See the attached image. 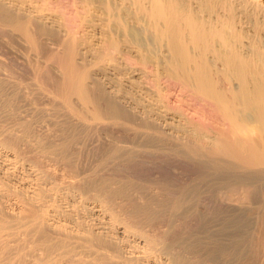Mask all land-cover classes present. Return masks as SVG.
<instances>
[{
  "label": "bare ground",
  "instance_id": "1",
  "mask_svg": "<svg viewBox=\"0 0 264 264\" xmlns=\"http://www.w3.org/2000/svg\"><path fill=\"white\" fill-rule=\"evenodd\" d=\"M69 1L84 5L81 21L96 18L103 57L169 52L158 64L210 100L229 133L207 149L108 96L75 63L77 38L53 41L34 13L0 3V36L15 25L36 51L61 43L63 55L60 77L29 59L27 82L0 61V264H264V171L249 169L264 164V0ZM160 159L196 176L127 174Z\"/></svg>",
  "mask_w": 264,
  "mask_h": 264
},
{
  "label": "rangeland",
  "instance_id": "2",
  "mask_svg": "<svg viewBox=\"0 0 264 264\" xmlns=\"http://www.w3.org/2000/svg\"><path fill=\"white\" fill-rule=\"evenodd\" d=\"M36 2L38 3L37 5H36ZM0 3H1V6L6 8V11L12 14L15 13L14 14L15 16H19V15L27 16L28 14H30V12L34 13L32 16H36L37 19L39 17L40 19H38V21L40 20L39 21L40 23L47 25L46 27L50 31V35H48L49 31L47 29L46 30L48 32L46 34L48 37L53 39V41L57 42L59 39L58 43L59 42L62 43V42H65L66 39L69 40L71 37L73 39L77 38L78 39V40L76 39V41L78 42L77 57L75 59V63L79 65V68L81 69L82 72L87 74V79H89L91 83L93 82V84H95L93 85L90 83V85L96 86V84L98 83L100 87L102 88V90L105 89L106 94L108 92V96L114 93V95L116 96L119 95L118 98H122L124 100H127L128 102L130 101L131 102V103L129 102L130 105L139 110L145 109L144 111L147 110L149 112H153V113L156 112L158 114H161L160 117L157 116L160 121H166L170 127L172 126L175 130L177 129L176 131L179 132L181 135L183 136L185 135V137L189 139L191 138L193 139V141L195 140L194 141L195 143L197 142L199 144L200 143L205 144L206 148L207 147L213 148L212 145H214V139H215V136L218 135L217 133L224 131V130L227 132V134L229 133L227 130L229 129L227 120L225 119V122H224L223 119H221L222 117H220L221 116L220 111L218 110L216 111V109H213L212 104L209 105L211 103L209 102L210 100H207V99L203 100L200 95H196V94L194 95V93L191 90L185 87H182V86H185L183 85L184 83L182 84V82L184 81L180 79H179L180 81L176 79L174 80V78L171 76L172 73L170 69H168L170 68V65H167V63L165 64V62L163 63L164 65L158 64V60L161 59L160 57L166 60L170 56L169 52L168 53L158 52L154 55L153 53L152 54L147 53L146 55V52L142 53V55L141 53L138 54L139 52H133V53H130V55L128 54L125 55L120 52H117V53L112 52L113 53L112 55L103 57V55H101L102 53L101 50H103V46L105 45V41L103 40L105 39V37L104 35H101L103 36V39H102L101 37H98L100 36L99 33H96L98 32V30L95 29V24H97V22L95 20L96 18L94 14L92 16V13H91V16L89 15L87 17V19L88 18L91 19L93 17L95 18V19L93 18L95 21L91 19L92 22L90 20V22L87 23L88 25L92 24V26L91 25L87 26L85 22L81 21L80 15H78L77 11L78 9L79 11L83 9L84 7L83 4L75 3L74 1H69V0H63V1L61 0V2L59 0H49V2L48 0H44V1L43 0H31V1L30 0H0ZM28 4H30L31 6ZM80 4L83 6H81ZM9 10H11L12 12H10ZM91 12H93V10H91ZM76 14L79 17H77ZM83 14L84 12L81 14V16ZM28 16H31V14ZM58 22L59 24H57ZM60 25L62 27H60ZM10 26H11L10 28L15 29L14 30L15 34L13 33V30H11L8 27L9 29L8 28L7 29L11 31L9 33V31L6 30L7 35L8 34L11 36L14 35L11 37V39L13 37L17 38L18 36L17 39L19 40L15 38L17 40L15 41L13 38L14 40L13 42L9 38L11 40L10 42V40L8 39L5 33L4 35L0 36L1 37L0 38V61L2 62V64L1 62L0 64L5 65L4 64L5 62L3 61H7L6 65L7 63L9 66H12L13 64V67L17 65V67H14L18 69L17 72L19 73L16 76L20 77L17 81H23V80L26 81V79L24 78H27L29 76V73L26 72L28 71L26 70L28 68L24 67V64L28 66L30 65L28 64L30 61L33 65L35 64L39 65L42 69H44L45 67V68H48L49 71L52 70L51 72L57 77L62 76L61 75L62 69L59 66L61 64H59L55 56V55L63 56L62 54L56 53V50L59 49L60 51V49H62L60 45L61 43L56 44L57 49L54 48L56 47V45L54 46L53 44L52 48L54 51H52V48H47L46 49L47 51L46 50L44 51H46V53L47 52L49 53L46 54L43 51V53L45 54H42L41 53L42 51H36L31 46V44L28 45L30 42L28 41L27 43V41L24 40L25 36L22 35V32L19 31V29L15 25H14L15 28L12 25ZM89 27L92 30L89 29ZM72 34L73 36H71ZM3 36L5 37L2 38ZM4 39H7V40H4ZM25 39L27 40L26 37ZM3 42H5V45ZM7 42L9 45L7 44ZM17 43L19 44L17 45ZM9 48L10 50L12 49V51H10ZM13 48L15 49L13 50ZM17 49H19V51ZM15 50L18 51V53L15 52ZM35 51L39 53L37 54ZM12 52L15 54H13ZM16 53L19 55H16ZM12 54L14 56L16 55L17 58H15L14 56L13 58ZM18 56L20 59H18ZM127 56L130 58H128ZM142 56H144V58ZM10 58L12 60L15 59V61H12ZM16 59L20 61L18 62L16 61ZM23 59L25 60V63ZM213 68H214L213 69L214 73L216 71L219 72L215 74L218 84H220L221 87L223 88H225V85H226V88H228L227 80L225 78V65L224 66L220 64L216 66L214 65ZM21 75H23V77ZM109 92H111V94ZM200 123L201 125H199ZM202 125L204 126L208 125L207 126L208 130H206L205 132H202L199 129V128H202ZM160 160L161 161L158 162V164L157 163L150 164L148 162V163L142 164L141 166L140 165L135 166V168L132 166L133 168L130 167V169H128L129 172H127V174H130L131 176H133L134 178L138 180L140 179L143 180L151 176H158V178L160 177L163 180L173 178L177 181H183L193 175L196 176L197 170L193 169L194 168L193 166H189V164H186L183 161H174V160H167V159L166 160L160 159ZM177 164L180 166H178ZM173 168L176 171H174ZM249 169H252L251 171H254L255 169L256 171L261 170V169L264 171V164H261L258 166H252V167L250 166ZM226 193H227V190H226ZM56 202L58 204L61 202L60 205H64L61 200L56 201ZM56 202L54 203V205H56Z\"/></svg>",
  "mask_w": 264,
  "mask_h": 264
}]
</instances>
